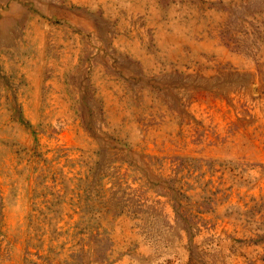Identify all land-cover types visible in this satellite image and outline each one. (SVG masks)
<instances>
[{
  "label": "rangeland",
  "instance_id": "obj_1",
  "mask_svg": "<svg viewBox=\"0 0 264 264\" xmlns=\"http://www.w3.org/2000/svg\"><path fill=\"white\" fill-rule=\"evenodd\" d=\"M0 264H264V0H0Z\"/></svg>",
  "mask_w": 264,
  "mask_h": 264
}]
</instances>
